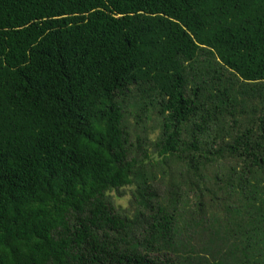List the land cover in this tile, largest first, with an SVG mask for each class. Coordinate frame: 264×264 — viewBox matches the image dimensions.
Listing matches in <instances>:
<instances>
[{
    "label": "trees",
    "instance_id": "16d2710c",
    "mask_svg": "<svg viewBox=\"0 0 264 264\" xmlns=\"http://www.w3.org/2000/svg\"><path fill=\"white\" fill-rule=\"evenodd\" d=\"M0 264H264V0H0Z\"/></svg>",
    "mask_w": 264,
    "mask_h": 264
},
{
    "label": "rangeland",
    "instance_id": "374dc122",
    "mask_svg": "<svg viewBox=\"0 0 264 264\" xmlns=\"http://www.w3.org/2000/svg\"><path fill=\"white\" fill-rule=\"evenodd\" d=\"M127 115H128V127L131 131V139L132 141L137 144V136H139L140 141L142 142V147L140 148V151L136 150L139 154L142 153V150H146L149 153L153 154V157L158 159V153L155 151V142L158 139L159 133H160V126L159 122L155 117V114L152 111H149L148 113L143 112L140 108H136L132 104L127 105ZM146 128V130H144ZM161 172H158V180L155 183L156 190L158 192H162L164 187L169 183V178L167 175L165 177H162ZM133 187H127L124 188L123 197L119 198L117 200L118 204H121L125 207H128L130 204V196L132 193ZM185 232V230L183 229ZM192 231V230H190ZM193 233V231H192ZM185 239L184 237H181Z\"/></svg>",
    "mask_w": 264,
    "mask_h": 264
}]
</instances>
